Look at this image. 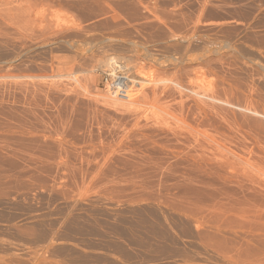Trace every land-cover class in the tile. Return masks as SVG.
<instances>
[{"label": "rangeland", "instance_id": "obj_1", "mask_svg": "<svg viewBox=\"0 0 264 264\" xmlns=\"http://www.w3.org/2000/svg\"><path fill=\"white\" fill-rule=\"evenodd\" d=\"M0 264H264V0H0Z\"/></svg>", "mask_w": 264, "mask_h": 264}, {"label": "bare ground", "instance_id": "obj_2", "mask_svg": "<svg viewBox=\"0 0 264 264\" xmlns=\"http://www.w3.org/2000/svg\"><path fill=\"white\" fill-rule=\"evenodd\" d=\"M116 62V61H115ZM117 65V64H116ZM108 66H110L111 68H116V66H114V64L112 63L111 64V62H110V64L108 65ZM119 66V65H118ZM117 71H115V72H109V75H108V79H109V81L110 82H112L113 83V81H114V84L113 85H117V86H119L121 83H122V78L120 77V76H117ZM118 82V83H117Z\"/></svg>", "mask_w": 264, "mask_h": 264}, {"label": "built area", "instance_id": "obj_3", "mask_svg": "<svg viewBox=\"0 0 264 264\" xmlns=\"http://www.w3.org/2000/svg\"><path fill=\"white\" fill-rule=\"evenodd\" d=\"M120 89H122V88H120ZM123 93V92H122Z\"/></svg>", "mask_w": 264, "mask_h": 264}]
</instances>
